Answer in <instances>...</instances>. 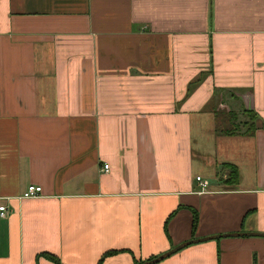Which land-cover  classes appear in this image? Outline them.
I'll return each instance as SVG.
<instances>
[{
    "label": "crops",
    "instance_id": "obj_1",
    "mask_svg": "<svg viewBox=\"0 0 264 264\" xmlns=\"http://www.w3.org/2000/svg\"><path fill=\"white\" fill-rule=\"evenodd\" d=\"M0 204V264L264 232V0H0ZM150 264H264V237Z\"/></svg>",
    "mask_w": 264,
    "mask_h": 264
},
{
    "label": "water",
    "instance_id": "obj_2",
    "mask_svg": "<svg viewBox=\"0 0 264 264\" xmlns=\"http://www.w3.org/2000/svg\"><path fill=\"white\" fill-rule=\"evenodd\" d=\"M236 235H257V236H263L264 237V232H258V231H235V232H221V233H216V234H208L207 236H201V237H194L192 239L188 240H183L181 242H178V244L164 250V252H161L160 254H157L155 256H152L148 259H144L142 261L137 262L136 264H150L153 262H157L161 259H163L165 256L170 255L171 253H174L177 251L180 247L185 246L187 244L197 242V241H203L207 239H212V238H219L221 236H236Z\"/></svg>",
    "mask_w": 264,
    "mask_h": 264
},
{
    "label": "trees",
    "instance_id": "obj_3",
    "mask_svg": "<svg viewBox=\"0 0 264 264\" xmlns=\"http://www.w3.org/2000/svg\"><path fill=\"white\" fill-rule=\"evenodd\" d=\"M252 123H251V121H249V122H247V125H246V128L241 132L242 134H246V133H249L251 130V128H252ZM222 132H224V133H232V131L230 130V131H226V130H223ZM220 169L222 170V171H224V172H226L225 173V175H224V182H231V183H234V181H237V169H236V166L233 164H229V163H221L220 164ZM195 219H196V213H195V211L193 210V218H192V223L194 224V221H195ZM116 250H106V252H103L102 254H101V256L98 258V260H97V262H96V264H99L100 263V261H101V259L104 257V256H106L107 254H109V253H113V252H115ZM48 256V257H47ZM46 257L47 258H51V259H53V260H56V259H54V257H51L50 255H47ZM136 262H138V261H136ZM136 262H134V263H136Z\"/></svg>",
    "mask_w": 264,
    "mask_h": 264
},
{
    "label": "built area",
    "instance_id": "obj_4",
    "mask_svg": "<svg viewBox=\"0 0 264 264\" xmlns=\"http://www.w3.org/2000/svg\"><path fill=\"white\" fill-rule=\"evenodd\" d=\"M102 168L106 169V163H103ZM194 179L198 182L200 190L204 189L207 185V180L200 179L199 175H194ZM40 192V186L39 185H27V187L21 191V193L18 195L21 198L26 197H32ZM3 211H4V205L0 204V217H3Z\"/></svg>",
    "mask_w": 264,
    "mask_h": 264
},
{
    "label": "rangeland",
    "instance_id": "obj_5",
    "mask_svg": "<svg viewBox=\"0 0 264 264\" xmlns=\"http://www.w3.org/2000/svg\"><path fill=\"white\" fill-rule=\"evenodd\" d=\"M216 180L213 179V182H215Z\"/></svg>",
    "mask_w": 264,
    "mask_h": 264
}]
</instances>
